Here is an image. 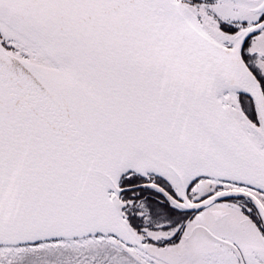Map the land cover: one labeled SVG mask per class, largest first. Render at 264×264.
<instances>
[{
	"label": "snow or ice",
	"instance_id": "6c2138e0",
	"mask_svg": "<svg viewBox=\"0 0 264 264\" xmlns=\"http://www.w3.org/2000/svg\"><path fill=\"white\" fill-rule=\"evenodd\" d=\"M0 264H264V0H0Z\"/></svg>",
	"mask_w": 264,
	"mask_h": 264
}]
</instances>
